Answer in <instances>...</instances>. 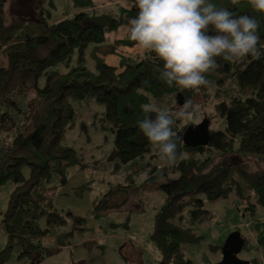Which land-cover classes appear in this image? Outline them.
I'll return each instance as SVG.
<instances>
[{
	"label": "trees",
	"instance_id": "16d2710c",
	"mask_svg": "<svg viewBox=\"0 0 264 264\" xmlns=\"http://www.w3.org/2000/svg\"><path fill=\"white\" fill-rule=\"evenodd\" d=\"M8 1L0 0V186L12 181L15 188L1 222L7 243L0 250V264L9 260L15 248L20 259L43 258V237L67 223L48 189L55 180L66 183L68 169L79 164L77 151L63 141L76 124L75 104L84 102L104 106L102 124L115 136L117 166L141 160L149 174L144 184L153 187L151 183L157 181L156 189L165 194L152 234L164 264H195L183 257V250L203 240L195 226L213 217L205 209V200L226 199L235 192L246 212L264 207V56H248L236 63L217 58L218 67L206 74L210 93L212 89L227 92L232 82L233 92L240 95L213 103L215 114L206 111L211 132L206 146H187L183 136L189 125L177 120L173 130L183 140L178 150L184 155L168 163L158 158L139 130L137 121L144 116L141 106L153 103L176 110L172 101L178 106L185 98L194 102L200 90L181 91L161 81L163 64L154 53L145 51L133 58L120 51L135 42L128 37L112 39L110 33L123 27L137 10L120 7L114 13L97 9L95 0H70L72 12L50 23L47 0L33 3L36 20L8 18ZM210 2L238 14L256 15L262 21L259 35L264 44V16L254 13L248 0ZM48 4L54 9L51 1ZM31 21L38 26L30 28ZM112 56L118 64L108 61ZM143 81L148 85L143 86ZM142 86L144 90L136 92ZM206 94L204 106L212 102ZM148 157L164 164L145 163ZM127 179L134 182L132 174ZM42 218L46 229L40 226ZM260 225L258 242L264 248Z\"/></svg>",
	"mask_w": 264,
	"mask_h": 264
},
{
	"label": "rangeland",
	"instance_id": "374dc122",
	"mask_svg": "<svg viewBox=\"0 0 264 264\" xmlns=\"http://www.w3.org/2000/svg\"><path fill=\"white\" fill-rule=\"evenodd\" d=\"M48 1L52 2L55 10H52ZM34 2L9 0L7 17L25 16L29 20H36ZM70 6L69 0H47L45 8L49 12L52 10L51 22H57L64 18V12L68 13ZM28 26L34 28L38 24L31 21ZM120 35L128 37L125 31ZM125 52L134 58L145 51L136 47L122 51ZM108 61L114 64L118 62L114 56ZM40 84H44V78ZM233 85L230 82L225 88L227 92L220 90V93L215 94L214 89L210 93V87L207 91L199 88L200 91L194 95V102L200 107L195 111L193 120H180V125L190 126L209 119L206 111L215 114L213 103L225 101L228 95L234 93L240 95L233 92ZM206 93H209L212 102L204 106L203 103L208 102ZM172 102L178 107L175 101ZM166 108L175 110L174 106ZM75 109V127L67 132L63 144L77 151L79 164L68 169L66 183L55 180L48 189L57 210L66 216L67 223L43 237V246L46 248L43 258L35 255V260L20 259L19 251L15 248L5 264H164L152 234L156 213L165 203V194L156 189L157 181L151 183L153 187L144 184L149 174L142 169L146 168V164L141 160L121 168L117 166L115 136L102 124L104 106L91 101L75 104ZM82 122L87 124L85 128H82ZM216 126L211 123V128ZM147 159L145 163L152 161L157 166L164 164L153 157ZM23 170L28 176L29 168ZM128 174H132L134 182L127 179ZM84 186L87 188L82 189ZM14 188L12 181L0 186V250L7 243L6 235L1 232V222ZM242 202L235 192L226 199L214 202L205 200V209L213 217L195 226L196 233L203 236V240L186 247L183 257L195 264H216L223 259L224 248L231 237L239 233L246 243L237 256L249 264H264V248L258 242V223L264 228V207L258 206L255 213L246 212ZM79 219L83 220L78 222ZM39 223L42 229H46L45 218Z\"/></svg>",
	"mask_w": 264,
	"mask_h": 264
},
{
	"label": "clouds",
	"instance_id": "9594fccd",
	"mask_svg": "<svg viewBox=\"0 0 264 264\" xmlns=\"http://www.w3.org/2000/svg\"><path fill=\"white\" fill-rule=\"evenodd\" d=\"M235 2V0H233ZM136 15L123 25L135 46L162 61L159 79L181 91L210 87L206 74L217 67V58L236 63L245 57L264 56L256 15L238 14L210 0H128ZM254 13L264 16V0H248ZM107 32V26H105ZM143 86L148 81L142 82ZM136 89L142 92L144 87ZM139 130L162 161L183 159L181 137L173 130L177 120H193L198 107L191 98L170 111L153 103L142 106Z\"/></svg>",
	"mask_w": 264,
	"mask_h": 264
},
{
	"label": "water",
	"instance_id": "95a60500",
	"mask_svg": "<svg viewBox=\"0 0 264 264\" xmlns=\"http://www.w3.org/2000/svg\"><path fill=\"white\" fill-rule=\"evenodd\" d=\"M183 102L179 101V105ZM211 139L210 121L203 120L198 124L190 125L184 133L183 140L187 146L197 147L206 146ZM245 243L241 234H234L224 248L223 259L216 264H249V262L241 260L237 255L241 252Z\"/></svg>",
	"mask_w": 264,
	"mask_h": 264
},
{
	"label": "crops",
	"instance_id": "0c3cea01",
	"mask_svg": "<svg viewBox=\"0 0 264 264\" xmlns=\"http://www.w3.org/2000/svg\"><path fill=\"white\" fill-rule=\"evenodd\" d=\"M69 3H70V0H69ZM95 3H96V8L97 9H100V10H103V11H111V12H116L117 10H118V8H120V7H122V8H131V6H130V4L128 3V0H95ZM46 7H47V4L45 5ZM51 9V8H50ZM52 10H55V8L54 9H52ZM52 10H50V14H52ZM71 13L72 11H71V6L70 7H68V13ZM66 12H64V14H65ZM53 15V14H52ZM66 16H64V18H65ZM62 20V19H61ZM61 20H59V21H61ZM59 21H57V22H59ZM50 23H56V22H51V20H50ZM122 28V27H121ZM124 31V28L122 29V30H118V31H115V32H112V33H110V36H111V38L112 39H118V38H125V37H121L122 35H120V33L121 32H123ZM134 48H136V46H134V47H131V48H123V49H121L122 51H124V50H131V49H134ZM123 54H125V56H128L127 54H126V52L125 53H123ZM113 57V56H112ZM118 64V63H117Z\"/></svg>",
	"mask_w": 264,
	"mask_h": 264
}]
</instances>
